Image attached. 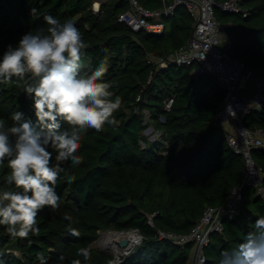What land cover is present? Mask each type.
I'll return each mask as SVG.
<instances>
[{"label": "trees", "instance_id": "16d2710c", "mask_svg": "<svg viewBox=\"0 0 264 264\" xmlns=\"http://www.w3.org/2000/svg\"><path fill=\"white\" fill-rule=\"evenodd\" d=\"M94 1L0 0V56L23 34L46 26L45 15L61 22L70 19L88 45L86 68L107 57L103 82L122 100L114 114L117 125H105L101 132L89 129L78 150L82 163L74 168L70 162L63 165L75 180L69 183L62 174L56 185L60 206L38 213L39 234L14 238L0 226V264H71L76 259L81 264H104L113 254L94 246L100 231L132 228H138L143 238L120 264H189L193 243L160 238L158 230L189 232L204 209L224 204L241 179L243 157L228 145L216 118L225 91L211 74L195 78L194 64L159 62L184 45L193 31V17L184 5L165 18L163 32L153 33L133 30L119 20L127 0H100L98 10ZM139 1L150 9L163 4ZM240 5L246 15L220 7L215 12L226 23L232 54L264 77V0H240ZM32 8L38 16L30 14ZM171 96L174 100L167 109L165 101ZM17 111L35 120L33 100L21 86L0 84V119L10 125ZM244 121L252 129H264V105L247 113ZM148 127L151 133H145ZM157 131L159 137L151 140ZM49 151L55 165L56 153ZM251 153L264 169V148L254 147ZM8 175L5 161L0 165V191L14 190L6 183ZM260 216L264 195L245 186L239 212L224 219L223 230L211 234L204 248L205 264H219L220 253L241 242ZM69 225L80 233L78 237L70 234ZM82 247L91 248L90 260L77 255Z\"/></svg>", "mask_w": 264, "mask_h": 264}, {"label": "clouds", "instance_id": "9594fccd", "mask_svg": "<svg viewBox=\"0 0 264 264\" xmlns=\"http://www.w3.org/2000/svg\"><path fill=\"white\" fill-rule=\"evenodd\" d=\"M30 14L39 15L36 8L30 9ZM43 19L46 26L23 34L0 56V84L15 82L21 86L33 100L35 116L32 120L17 111L10 125L0 119V165L7 161L6 183L14 185V190L0 191V226L14 238L39 234L38 213L45 207L60 206L56 185L62 174L69 183L75 180L63 165L70 162L74 168L82 163L78 150L83 134L89 129L101 132L105 125H117L114 114L122 104L110 84L103 82L107 57L95 67L86 68L88 45L75 23L70 19L61 22L50 15ZM63 124L69 127L65 129ZM49 149L56 153L55 165ZM65 219L70 221L71 217ZM69 232L80 235L70 225ZM77 255L88 261L91 248L82 247ZM40 259H44L42 254ZM71 264L81 261L72 260ZM219 264H264V216L255 220L241 242L220 253Z\"/></svg>", "mask_w": 264, "mask_h": 264}, {"label": "built area", "instance_id": "2783aa9c", "mask_svg": "<svg viewBox=\"0 0 264 264\" xmlns=\"http://www.w3.org/2000/svg\"><path fill=\"white\" fill-rule=\"evenodd\" d=\"M128 8L119 14V20L127 23L133 30H146L161 33L165 29V18L172 15L179 5H184L193 17V31L187 42L171 53L167 59H159L161 65L168 62L179 65L194 64L191 71L196 78L200 73L211 74L218 85L224 89L225 97L217 111V123L224 129L228 145L236 154L243 157L244 165L240 181L234 185L224 204L207 206L200 219L187 233L173 230H158L160 238H167L176 243H193V251L189 264H205V246L210 236L224 227V219L234 217L243 200V188L253 186L256 192L264 195V169L252 156L254 147L264 148V129H252L244 121V116L253 109L264 105V77L247 69L246 63L232 54L231 38L226 30V23L216 15V7L227 11H242L240 0H162V6L150 9L139 0H127ZM100 7V0L93 2L94 10ZM152 58V57H151ZM251 82L250 92L245 82ZM174 97L165 101V108L170 109ZM117 240L114 241V253L104 264H120L124 255L128 254L142 241L138 228L116 230ZM133 234V237L129 236ZM123 237L128 238L125 246L119 244Z\"/></svg>", "mask_w": 264, "mask_h": 264}, {"label": "rangeland", "instance_id": "374dc122", "mask_svg": "<svg viewBox=\"0 0 264 264\" xmlns=\"http://www.w3.org/2000/svg\"><path fill=\"white\" fill-rule=\"evenodd\" d=\"M146 113H147V111H146ZM145 133H151V128L148 127L145 130ZM159 134L160 133L158 131L155 132V133H152V135L150 136V139L154 140V139L158 138ZM111 231H116V230H101L99 238L94 242V246L96 248H98L99 250H101V251L114 253V248H112L109 245H106V244L103 243V238ZM115 240L118 241L117 236H115ZM192 251H193V248L190 249V253H192Z\"/></svg>", "mask_w": 264, "mask_h": 264}, {"label": "bare ground", "instance_id": "6f19581e", "mask_svg": "<svg viewBox=\"0 0 264 264\" xmlns=\"http://www.w3.org/2000/svg\"><path fill=\"white\" fill-rule=\"evenodd\" d=\"M116 232L111 231L109 232L104 238L103 243L106 245H109L110 247H114V241H115ZM130 237H133L132 233H129Z\"/></svg>", "mask_w": 264, "mask_h": 264}, {"label": "crops", "instance_id": "0c3cea01", "mask_svg": "<svg viewBox=\"0 0 264 264\" xmlns=\"http://www.w3.org/2000/svg\"><path fill=\"white\" fill-rule=\"evenodd\" d=\"M245 85H247V88L244 89L243 92H245V93L250 92V90H251V88H252V83L249 82V81H247V82H245Z\"/></svg>", "mask_w": 264, "mask_h": 264}, {"label": "water", "instance_id": "95a60500", "mask_svg": "<svg viewBox=\"0 0 264 264\" xmlns=\"http://www.w3.org/2000/svg\"><path fill=\"white\" fill-rule=\"evenodd\" d=\"M127 243H128V238H126V237H123V238H121V239L119 240V244H120L121 246H125Z\"/></svg>", "mask_w": 264, "mask_h": 264}]
</instances>
